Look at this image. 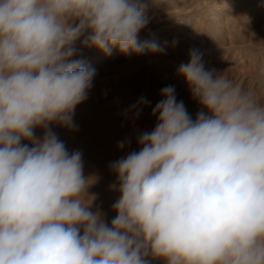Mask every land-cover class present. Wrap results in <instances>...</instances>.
Instances as JSON below:
<instances>
[{"label": "clouds", "instance_id": "obj_1", "mask_svg": "<svg viewBox=\"0 0 264 264\" xmlns=\"http://www.w3.org/2000/svg\"><path fill=\"white\" fill-rule=\"evenodd\" d=\"M146 9L0 0V264H264V67L244 87L190 52L178 73L211 115L193 120L174 87L161 90L156 126L111 165L120 197L110 226L90 210L82 153L49 127L75 129L96 75L73 59L77 42L108 56L163 51L139 41Z\"/></svg>", "mask_w": 264, "mask_h": 264}, {"label": "rangeland", "instance_id": "obj_2", "mask_svg": "<svg viewBox=\"0 0 264 264\" xmlns=\"http://www.w3.org/2000/svg\"><path fill=\"white\" fill-rule=\"evenodd\" d=\"M145 2L150 21L139 33V41L154 40L162 52L121 54L114 49L108 56L96 48L78 47L75 55L94 52L86 54L89 59L86 64L96 70L88 99L82 102L85 109L93 110L87 119H96L112 102L117 103V111L121 110V103L131 104L132 115L138 119L137 135H133L134 128H129L124 137L134 136L137 149L127 143V148L133 147L128 153L139 151L138 137L156 126L158 113L153 115L152 110L163 99L161 90L167 86L174 87L177 102H183L193 120L201 111L211 115L193 98L184 77L178 73L180 65L188 63L192 50L202 54L207 69H214L217 75H226L244 87L252 83L258 68L264 67V0ZM74 124L72 130L82 128L81 121ZM113 163L83 165L84 176L93 181L87 189L88 199L92 198L90 210L99 211L109 226L116 216L112 206L120 197L117 173L111 168ZM147 259L149 264H164L160 259Z\"/></svg>", "mask_w": 264, "mask_h": 264}, {"label": "bare ground", "instance_id": "obj_3", "mask_svg": "<svg viewBox=\"0 0 264 264\" xmlns=\"http://www.w3.org/2000/svg\"><path fill=\"white\" fill-rule=\"evenodd\" d=\"M78 47L81 48L79 43L76 45V48ZM88 52L84 51L79 56H74L73 59L87 63L89 62L86 55ZM89 53L93 54L94 52L90 51ZM119 106L121 110L117 111V103L112 102L106 105L105 111H102L96 119L91 120L87 119V114L93 110L85 109L81 103L76 107L73 116V122L81 121L82 128L80 130H70L55 123L49 127L65 143L70 153L74 151L82 153L83 165L91 162H115L129 154L128 152L133 150V147L137 149L136 139L134 140L133 137L137 135L135 128L138 119L132 115V107L129 102L121 103ZM113 120H116V124L113 123ZM129 128H134V136L125 138L124 134ZM34 132L41 133L42 136L44 134L42 128H36ZM120 142L124 143L123 148L119 147ZM22 143L29 144L31 147L28 141H22ZM127 143L133 144V147L127 148Z\"/></svg>", "mask_w": 264, "mask_h": 264}]
</instances>
